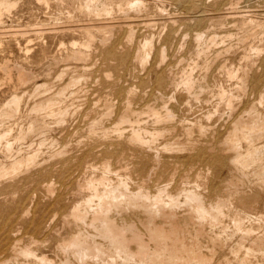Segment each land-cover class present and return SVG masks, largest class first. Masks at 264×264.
Returning <instances> with one entry per match:
<instances>
[{
	"label": "bare ground",
	"instance_id": "bare-ground-1",
	"mask_svg": "<svg viewBox=\"0 0 264 264\" xmlns=\"http://www.w3.org/2000/svg\"><path fill=\"white\" fill-rule=\"evenodd\" d=\"M176 1L0 0V264H264V2Z\"/></svg>",
	"mask_w": 264,
	"mask_h": 264
},
{
	"label": "rangeland",
	"instance_id": "rangeland-1",
	"mask_svg": "<svg viewBox=\"0 0 264 264\" xmlns=\"http://www.w3.org/2000/svg\"><path fill=\"white\" fill-rule=\"evenodd\" d=\"M150 1H152V2L150 3L149 0H148V2L150 3V5H151L152 7H153V6H155L156 8L158 7L157 9H156L155 7H153L154 10L156 9L157 11H158V10H159V11H164L163 13H166L165 15H172V14L175 13L176 11H177V12H176L175 14H177V13H178V14H179V13H180V14H183V12L186 11V10L183 8V6L180 5V2H179V5H178V1H176V0H173L174 2L171 1V0H169V1H167V0H166V1H165V0H163V1L160 0V5H159V0H157V1H156V0H154V1H153V0H150ZM155 1H156V2H155ZM170 1H171V2H170ZM175 1H176V2H175ZM244 1H245V0H244ZM244 1H243V3H242L243 5H247V3H248V5H250V6H252V7H253V6H254V7L256 6V7L259 8V7H263V5H264V4H263L264 0H246L247 3H244ZM246 1H245V2H246ZM248 1H249V2H248ZM250 1H251V2H250ZM255 1H256V3H255ZM154 2H155V3H154ZM157 2H158V6H157ZM161 2H163V4H164L165 6L167 5V6H166L167 8H166L165 6H163V4L161 5ZM164 2H165V3H164ZM166 2H167V3H166ZM258 2H260L259 4H261V5H258ZM172 3H173V5L176 4L177 6H179V8L176 9V8H177L176 5H175L174 7H172ZM174 3H175V4H174ZM152 4H153V5H152ZM170 4H171V5H170ZM262 4H263V5H262ZM169 5H170V7H169ZM27 6H29V4H28ZM33 7H34V8H35V7H36V8H39V7H37L36 4H34V5L32 4V6H31V8H30V9H31L30 12H29V9L26 8L25 10L21 11V13H20V15H19L21 18H20L18 21H17V20H14L15 23H13V21H12L13 18H12V19H11V18H6L7 23L9 22V23L16 24V23L19 22V21H21V23H24L27 19H29V16H30L29 14H31V13H32V14L34 13L36 16H38V15L41 14V15H40V17H41V16L43 15V13H44V12H42L43 10H41L40 8H39V9H34ZM164 7L167 9L166 11H165V8H164ZM168 7H169V8H168ZM159 8H160V9H159ZM162 8H163L164 10H162ZM169 9H170V10H169ZM179 9H180V11H179ZM27 10H28V11H27ZM32 10H33V11H32ZM35 10H36V11H35ZM37 10H38V12H37ZM154 10H153V11H154ZM156 10L154 11V13L157 12ZM172 10H173V11L175 10V11L173 12ZM25 11H26V12H25ZM159 11H158L157 13H161V12H159ZM167 11H168V12L170 11L171 13L168 14ZM24 12H25V13H24ZM28 12H29V13H28ZM38 13H39V14H38ZM163 13H162V14H163ZM22 14H23V15L25 14V15L23 16ZM32 14H31V15H32ZM37 14H38V15H37ZM21 15H22V16H21ZM27 17H28V18H27ZM22 18H24V19L21 20ZM10 21H11V22H10ZM16 21H17V22H16ZM9 23H8V24H9ZM33 36H34V37H33ZM29 37H30V38H34L33 40H35V39L38 40V38H37L38 36H37V35H31V36H29ZM5 39H6V38H4V40H3V41H4V42H3L4 44H3V43L0 44V46L2 47V48L0 47V48H1V49H0V50H1V51H0V53H1V54H0V63H2V61H4L5 59H7V58L9 57V58H8V59L10 60L9 63H10V62L12 63L14 60H19V59H20L19 62H18V61H14L13 63H14V64H15V63L20 64V63L22 62V65H24V66H26V67H27V66H28V67L33 66L32 68H34L36 65H37V67H38V62L35 61V60H36V57H35V56L38 54V51H39V46H38V45H35L34 48L29 49L28 52H27L26 49H22V50H21L20 48H18V47L16 46V41L14 40V41H12V44L14 43V45L12 46L13 49L10 48V49H7V50H6V49H5V41H6V44H7V41H8L9 39H8V38H7L6 40H5ZM16 40H17V39H16ZM3 45H4V46H3ZM2 49H3V50H2ZM33 49H34V50H33ZM15 50H16V51H15ZM32 50H33V51H32ZM7 51H8V52H7ZM11 51H12V52H11ZM19 51H20V52H19ZM10 52H11V53H10ZM13 53H14V54H13ZM17 53H19V54L17 55ZM24 53H25V54H24ZM30 53H31V54H30ZM3 54H4V55H3ZM5 54H6V55H5ZM10 54H11V55H10ZM12 54H13V55H12ZM26 54H27V55H26ZM28 54H29V55H28ZM35 54H36V55H35ZM19 55H20V56H19ZM30 55H31V56H30ZM2 56H3L4 58H3ZM17 56H18V57H17ZM23 56H24V57H23ZM29 56H30L31 58H30ZM186 56H187V57H186ZM1 57H2V58H1ZM13 57H14V58H13ZM15 57H16V58H15ZM21 57H22V58H21ZM27 57H29L30 59L27 58ZM189 57H190L189 53H188V54L186 53V54H185V59H184L185 61H183L182 64H181L182 66H183L184 64L186 65V64L188 63V61H189V59H190ZM10 58H11V59H10ZM26 58H27V59H26ZM33 58H34V59H33ZM186 58H188V59H186ZM28 59H29V60H28ZM21 60H22V61H21ZM238 60H239V59L237 58V59L234 61V62H235V63H234L235 65L238 64ZM28 61H30V65H31L32 63H33V65L30 66ZM35 62H36V63H35ZM11 63H10V64H11ZM13 63H12V65H14ZM23 63H24V64H23ZM26 64H27V65H26ZM234 64H233V65H234ZM257 64L260 65L258 62L256 63V65H255V71H256V73L259 74L260 77H261V76L264 77V74H263V73H264V65H260L262 68H259L260 66H259V67H256ZM37 67H35V68H37ZM258 68H259L260 70H259ZM0 69H1V68H0ZM257 69H258V70H257ZM262 69H263V70H262ZM261 72H263V73H262L263 75L260 74ZM2 75H3V72H2V69H1V70H0V76H2ZM13 75H14V76H13L14 78L12 79L13 82H12V81L10 82V86H13V83H14V82L16 81V79H17V78L15 79V77H17V75H16L15 72H14ZM262 77H261V78H262ZM261 78H260V80H264V78H262V79H261ZM259 82H260V81H259ZM11 83H12V84H11ZM263 83H264V82H263ZM6 84H8V85H6ZM6 84L4 83V84L2 85L3 88H4V87H6V88L4 89V90H5V91H4L5 93H3V92L0 93L1 97H3L4 94H6V93L9 95V94H10V90H11V91L14 90V86L10 88V87H9V83H6ZM258 84H259V83H257V84H254V83H253V85H251V87L249 88V90L251 89L252 91H249V90H248V94H249V95H248V94L246 95L248 98H247V97L244 98L243 104H245L244 102H247L248 100L252 101L253 99L256 98V96L258 95V92H257V91H259V89H261L262 86L264 87V84H262V81H261V84H259V85H258ZM255 85H256V87H255ZM261 85H262V86H261ZM253 86H254V87H253ZM7 87H9L10 90H7V89H9V88H7ZM15 87H16V86H15ZM259 87H260V88H259ZM23 88H24V87H21L20 89L22 90ZM254 88H256V89L259 88L258 90H255V92L257 93V95H256V93H254V91H253ZM21 90H19V91L21 92ZM250 92H253L254 94H253V93H250ZM251 94H252V97H251ZM253 96H255V97H253ZM251 99H252V100H251ZM246 100H247V101H246ZM246 104H247V103H246ZM246 104H245V105H246Z\"/></svg>",
	"mask_w": 264,
	"mask_h": 264
}]
</instances>
